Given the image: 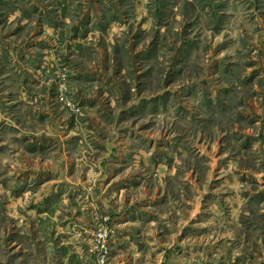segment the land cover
Here are the masks:
<instances>
[{
    "label": "rangeland",
    "instance_id": "obj_1",
    "mask_svg": "<svg viewBox=\"0 0 264 264\" xmlns=\"http://www.w3.org/2000/svg\"><path fill=\"white\" fill-rule=\"evenodd\" d=\"M0 264H264V0H0Z\"/></svg>",
    "mask_w": 264,
    "mask_h": 264
}]
</instances>
